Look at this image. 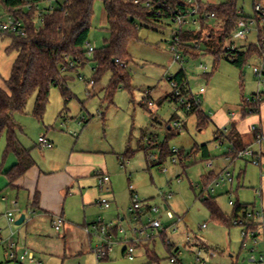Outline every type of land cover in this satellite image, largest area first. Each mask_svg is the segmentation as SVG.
<instances>
[{
    "label": "rangeland",
    "instance_id": "374dc122",
    "mask_svg": "<svg viewBox=\"0 0 264 264\" xmlns=\"http://www.w3.org/2000/svg\"><path fill=\"white\" fill-rule=\"evenodd\" d=\"M204 1L217 4L224 0ZM258 2L264 4V0H238V6L245 15L251 17L254 16V6ZM49 5L50 2H44L40 8ZM103 11L102 1L96 0L89 38L96 48L102 47L104 39L108 37V23L100 22ZM138 24H142L138 36L128 47L132 58L127 66L132 90L120 88L112 101L107 100L106 87L111 77V74L107 73L99 83L92 85L89 93L94 64L87 62L67 73V87L71 92L69 100L60 87L51 88L42 120L34 115L35 93L29 98L25 112L14 113L19 126L18 138L27 148H35L39 137L48 132L56 138V146L61 144L60 141L67 146L72 142L87 150L104 152L116 201L107 210L94 203L96 197L101 198L106 192L100 188L98 176L92 175L91 181L86 185V191L89 193L88 204L83 203L80 194L68 195L65 210L73 219H66L65 226L57 231L50 221L29 222L28 217L21 225L11 222L8 216L10 210L17 219L25 211L29 216L33 212L23 207V201H19L20 204L16 206L11 196L7 197L11 203L10 209L7 210L4 206L7 202L0 195V237L16 241L28 237L27 247L35 252L41 264H201L196 258L198 249L204 250L203 258L207 264H250L247 258L249 249H242L241 227L228 226L213 219L201 196L215 195L221 210L231 217L234 207L229 201L237 200L238 196L234 192H225L224 184L212 183L215 191L207 190L205 177L211 171L207 162L213 160L216 167L221 165L220 157L228 151L229 144L225 140L227 133L223 128L224 145L218 142L217 127L226 122L224 127L229 129V120L234 119L232 114L238 118L242 130L251 126L253 114L245 117L241 115L248 99L252 100L256 94H261V108L264 113V84L259 85L254 73V68L261 63V57H250L242 68L235 66L225 57L219 60L211 55L197 59L185 58V69L193 91L198 93L201 87L206 89V92L200 95L201 107L211 120L207 125L199 127L195 114L188 113L175 101L165 100V96L172 92L168 78L180 69V66L173 62L174 55L170 48L175 24L171 19L167 20L165 25L154 26L140 21ZM211 28L218 30L220 23L214 20ZM10 42L9 38L0 40L1 86L10 76L17 55L16 52L6 51ZM253 43H258L254 30L247 40V44ZM200 63L208 66L207 75L197 68ZM147 91H150V98L154 102V106L148 108L143 105ZM175 120L181 121L184 127L172 136L167 124L172 125ZM151 139L160 145L184 149L187 154L191 153V156L176 162L170 156L162 164L150 167L152 156L156 155L158 159L161 152L160 147L148 146ZM140 144L143 147L139 150ZM204 144L210 151L209 157L206 158L200 150ZM5 149L4 135L0 140V167L3 164L8 167L17 161L13 153L5 158ZM42 151L40 153H48L49 149L42 148ZM129 152L134 155L129 156L130 162L123 165V157ZM234 183L236 186V179ZM5 186L7 177L5 173L0 172V192L10 193L4 189ZM132 188L139 193L141 200L160 207V211L154 213L152 218H161L167 229L162 236L156 233L153 241L149 242L150 250H153L159 259L151 262L144 244L145 246L138 249L136 258L130 260L123 253L125 239L119 236L110 257L98 260L93 249L99 244V238L92 225L100 216L109 223L114 222L119 215L127 216L122 226L130 239V228L134 226L129 213ZM170 193L172 197L168 204L173 216H169V211L165 209L164 195ZM239 198L242 202L253 201L255 197L251 190L245 193L240 190ZM87 227L90 232H87ZM256 248V254L264 253L263 245ZM6 250V244H0V264H15L9 260ZM172 257L177 259L176 263L171 261Z\"/></svg>",
    "mask_w": 264,
    "mask_h": 264
},
{
    "label": "trees",
    "instance_id": "16d2710c",
    "mask_svg": "<svg viewBox=\"0 0 264 264\" xmlns=\"http://www.w3.org/2000/svg\"><path fill=\"white\" fill-rule=\"evenodd\" d=\"M96 0H0L6 13L13 14L23 19L25 31L21 35L6 34L1 38L11 39L7 46L8 53L16 52L10 76L0 85V140L6 136L5 158L15 154L17 162L4 171L9 185L22 177L35 161L31 155L32 149L25 147L18 138L19 128L14 113L26 111L27 103L32 94H36L34 115L42 120L48 105L52 87H60L67 100L71 92L67 87L68 72L84 66L87 62L94 64V83H99L103 77L110 73L111 77L106 87V98L112 101L120 88L132 90L128 64L132 61L128 47L130 42L138 36L140 23L165 25L172 18V10L177 6H184V0H101L107 14L108 37L104 39L102 47L88 53L90 33L95 16ZM200 2L201 22L195 30H182L181 40L184 55L197 59L201 56L211 55L217 60L225 57L237 67L242 68L247 60L258 55L264 57V18L254 10V17L258 21V43L246 44L234 52L233 59L224 55L223 48L231 39L240 18H247L241 14L238 0H224L220 3ZM44 2H51L50 7L42 9L41 20L38 17V7ZM54 2V4H52ZM214 14V17H212ZM39 20V22H38ZM220 23V28L215 30L212 22ZM200 44V48L197 46ZM182 89L187 86V72L179 69L174 77ZM261 95V94H259ZM255 96H258L257 94ZM262 98V95H261ZM149 99H151L149 97ZM145 107H149L145 98ZM165 100L177 101L172 93ZM263 99L255 102L246 101L242 116L258 113ZM193 113L198 119V126L203 127L210 121L209 116L202 109L201 104L187 111ZM171 135L177 133L170 123L167 124ZM230 135L237 146H241V139L235 131L234 123ZM151 148L160 147V156L157 161L151 160L150 167L160 165L173 153L167 145H160L153 139L150 140ZM143 147L140 144L139 150ZM200 150L203 157H209L207 145H202ZM194 154V152H192ZM191 156L184 149H180L178 158L183 161ZM1 171V170H0ZM216 175L210 172L205 177L206 188L215 179ZM204 203L213 219L228 226L233 225V220L245 212L252 204H242L236 200L231 217L226 215L218 205L217 197L202 194ZM37 203V199H36ZM146 245V246H145ZM146 254L151 262L157 261V254L150 250L149 243L145 244ZM148 245V246H147ZM153 251V252H152ZM233 264H239L235 262Z\"/></svg>",
    "mask_w": 264,
    "mask_h": 264
},
{
    "label": "built area",
    "instance_id": "2783aa9c",
    "mask_svg": "<svg viewBox=\"0 0 264 264\" xmlns=\"http://www.w3.org/2000/svg\"><path fill=\"white\" fill-rule=\"evenodd\" d=\"M51 3V2H50ZM48 7L52 8V5ZM200 2L198 0H184V6H177L172 10V18L171 21L175 24V30L173 31V40L171 42L170 48L173 52V62L177 63L181 69H185L186 59L188 56L184 55L183 50L181 49L182 40H181V32L182 30H195L200 27L201 22V11H200ZM2 4H0V40L6 34H14L21 35L25 31V24L22 18L16 17L13 14L6 13ZM254 10L258 13L262 18H264V4L258 2L254 6ZM241 14H244L242 10H240ZM38 17L41 20L42 9L38 7ZM214 17V14H212ZM253 30L258 35L259 27L258 21L254 16H248L247 18H240L236 29L232 33L231 39L225 44L223 48L224 55L233 59L234 52L240 50L242 47H245L247 44V40L249 35L253 32ZM244 43V44H242ZM246 43V44H245ZM200 48V44L197 46ZM88 53L94 51L95 47L89 43L88 44ZM198 69L202 70L204 75H207L208 66L200 63L197 66ZM187 72V71H186ZM255 76L258 79L259 85L264 84V57L261 58V63L259 66L254 68ZM175 75V74H174ZM172 75L168 78L171 88L172 94L177 97V104L179 107L190 111L195 107L201 104L200 95L206 92L204 87L199 89L198 93L193 91V88L188 81L187 78V86L182 89L177 81L173 78ZM94 84V80L91 79L89 81V90L91 92V87ZM254 96L253 99H248V102H255L261 99V95ZM150 91H147V99L150 106H154V102L152 99H149ZM173 128L177 130H181L184 125L181 121L175 120L171 125ZM256 130L255 127H253ZM227 132L228 129L223 128ZM222 135H224L222 128L219 132L216 133V138L222 140ZM39 144L43 148H52L53 143L45 136L41 135L39 137ZM256 145V148H255ZM264 145V134H259L256 137L255 143L252 145H248L246 147L236 149L231 148L224 156L226 163L228 164L218 175H216L215 179L208 185L207 190L209 189L211 192H214L215 189L211 185L212 183H216V185H232L234 182V174L230 170V164L237 159H246L254 165L262 166V146ZM172 155L171 157L174 162H176L178 158V154L180 149L177 147L171 148ZM152 160L156 161V155L152 156ZM130 160L128 158H123L122 164L125 165L129 163ZM208 167L210 169H214V161L209 160L207 162ZM98 181L100 188L106 192L101 198L97 200V205L103 209L107 210L111 208L112 201L107 196L110 192V183L111 177L108 173L98 172ZM256 194L260 195V191L256 190ZM172 197L171 193L168 195H164L165 199V209L167 212L169 211V216H173V212L168 207V200ZM236 200L230 199L229 203L231 206L235 205ZM160 211V207L156 205L150 204L146 200H141L139 194L134 191L132 195V205L129 208L130 213V221L134 226L130 228V239L127 235V232L123 228L122 224L115 222H106L103 217H99L97 221H95L92 227L96 230L99 244L93 249L98 260L107 259L110 257L111 252L114 249V245L116 244V239H118V233L123 235V239H125V249L124 254L130 260H134L137 255V251L141 246H144L147 242L153 241L156 233L159 235H163L164 231H166V227L162 222L161 218H152L154 213ZM8 216L11 222H15L16 218L13 212H8ZM64 224V218L62 216H57L54 218L52 225L57 230L60 231ZM234 226L241 227V235H242V249L248 250V261L250 264H264V253L257 252V246H264V209L258 208L256 206H251L245 212H241L240 216L233 220ZM87 232H90V228H86ZM6 244L7 250L6 255L8 256L10 261H14L15 264H41V261L37 259L36 254L33 250L26 246H20L18 241L13 239H2L0 237V244ZM178 250V249H176ZM203 249L197 250V261L201 264H207L208 262L203 258ZM171 261L176 263L177 259L172 257Z\"/></svg>",
    "mask_w": 264,
    "mask_h": 264
},
{
    "label": "crops",
    "instance_id": "0c3cea01",
    "mask_svg": "<svg viewBox=\"0 0 264 264\" xmlns=\"http://www.w3.org/2000/svg\"><path fill=\"white\" fill-rule=\"evenodd\" d=\"M101 16L103 18L100 19V22L105 21L106 23L107 14L105 9ZM169 94L170 93H168L165 97H167ZM261 105L259 107L258 115L253 113V117L250 120L251 126L248 129L242 130L240 128L239 121L237 120L238 118L234 114H232L234 119L229 120V129L224 127V125L226 126V122L224 125L217 127L218 130L221 128L228 129L226 132L227 135L225 134V140L228 141L229 144L228 151L231 148L240 149L248 145H252L255 143L256 137L259 134H264V113ZM209 119L211 120L210 116ZM233 123L235 126V131L238 133L239 138L241 139V146H237L235 139L228 135L230 134ZM253 127H255L256 130H254ZM43 135H45L53 143V147L49 148L48 153H40L43 147L39 143L36 144L35 148H30L32 149L31 155L35 161L34 165L31 166L22 177L16 180L13 185H9L7 179V186H5L4 189L6 191L9 190L11 194H4V192H0V195L2 196L3 200H6L7 202L4 205L7 210H9L11 207V203L8 202V196L12 197V201L16 202V206L20 204L19 201H23L25 205L23 207H25L27 210L31 209L33 213L30 216L28 215V212L25 211V221L28 220L29 217V222L34 220L41 222L50 221L52 224L55 217L62 216L64 218V227L66 224V219H73L72 216L65 210L67 196L80 194L82 196L83 203L87 205V201H89V193L86 191V185L89 181H91L90 177L92 175H97L98 172L108 173L111 177V173L109 171L108 162L106 159L107 157L104 152L87 150L72 144V142L67 146V144H64L60 141L61 144L56 146V138L53 136V134L50 135L48 132H45ZM216 139L220 144L224 145L225 140H220L218 138ZM228 151L221 155V165L218 167L214 165V169L210 171L214 173V175H218L228 165L224 158ZM262 152V166L254 165L246 159H237L230 164V170L233 172L234 177L237 180V184L236 186L235 183L232 185H225V192L236 193L238 196L237 201L242 204H252L258 208L264 209V145L262 146ZM133 155V152H129V154L125 155L123 158H128L129 156ZM16 162L17 161L13 162V164L8 167L7 165L3 164L0 167V172L4 173V171L10 169ZM110 188L111 190L109 192V196H107L110 198L112 203H114L116 198L114 195L112 178ZM240 190H243L244 193L248 190H251L255 197L254 200H243L241 202L239 198ZM256 190L260 191V195L256 194ZM134 191L135 189L132 188L130 193L131 199ZM99 197L100 196L95 198L94 203L96 205ZM118 217L119 218H116L114 222L122 224L127 216L119 215ZM71 219L69 221H71ZM119 236L123 237L121 233H118V238ZM28 240V237H25L22 239L19 238L17 241L20 246L27 247ZM146 244H148V242Z\"/></svg>",
    "mask_w": 264,
    "mask_h": 264
},
{
    "label": "water",
    "instance_id": "95a60500",
    "mask_svg": "<svg viewBox=\"0 0 264 264\" xmlns=\"http://www.w3.org/2000/svg\"><path fill=\"white\" fill-rule=\"evenodd\" d=\"M24 221H25V215L23 214V215H21V217H19V218L15 221V224H17V225H21V224L24 223Z\"/></svg>",
    "mask_w": 264,
    "mask_h": 264
}]
</instances>
